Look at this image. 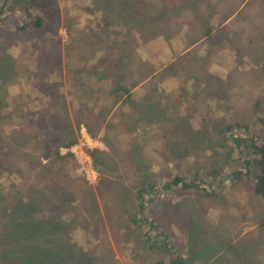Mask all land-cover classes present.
<instances>
[{
  "label": "rangeland",
  "instance_id": "374dc122",
  "mask_svg": "<svg viewBox=\"0 0 264 264\" xmlns=\"http://www.w3.org/2000/svg\"><path fill=\"white\" fill-rule=\"evenodd\" d=\"M259 122L264 0H0V264H264L234 177ZM177 175L202 184L148 206L151 252L138 193Z\"/></svg>",
  "mask_w": 264,
  "mask_h": 264
},
{
  "label": "trees",
  "instance_id": "16d2710c",
  "mask_svg": "<svg viewBox=\"0 0 264 264\" xmlns=\"http://www.w3.org/2000/svg\"><path fill=\"white\" fill-rule=\"evenodd\" d=\"M38 6V3L36 4ZM43 25V19L39 17L38 15L35 16V20H29L24 22L21 26L15 27V33L19 35H23L26 33H32L35 32L36 30L40 29ZM115 87L116 90H114L116 93L122 92L125 96L128 97V100H131L130 92L128 88L122 87L118 80L115 81ZM260 126L256 133H249L248 130L246 129V134L245 136H238L240 139H246L247 136H250L251 138L249 147L245 149V155H249L250 159L249 160H244L241 162L240 165V171L234 174V177L238 181H242L245 184L249 186V188L255 193V195L260 196L264 200V122H259ZM79 126V124H78ZM91 134V131H89ZM237 138V140H240ZM233 140V139H232ZM236 142V141H234ZM77 143V140L75 138L70 139L66 141L65 143H62L58 146L57 151L55 152L56 157L59 159H64V158H72V155L67 153L65 156H61L59 153V149H70L72 148L75 144ZM239 143V142H238ZM99 150H91L88 151V154L90 158L92 159V162L94 166H97L98 163H100V159L98 157ZM226 153V152H224ZM232 153V152H230ZM244 155V153L241 154V157ZM251 168H257V172L253 173L251 171ZM198 183V186L197 184ZM182 185V189L186 190L188 188H196L199 187L202 184V181L199 180L197 177L194 178L193 180H190V184L186 182L185 178L183 176L177 175L174 177L171 181L165 183L164 185L161 186V188H157L156 186H150L149 190L153 191L155 196V200L151 199L149 202H144L145 197L143 196V192L138 193V203H137V214H136V220H133L134 224H137V226L140 227H145L146 223L148 222V218L146 217V209L150 204H153L154 201H158L162 198H164L165 193L169 189H173L178 187V185ZM153 194V195H154ZM135 219V218H134ZM152 223V222H148ZM33 226V224H32ZM260 226L263 228L264 231V218L260 224ZM34 227V226H33ZM51 228V227H50ZM146 228V227H145ZM52 229V228H51ZM34 230L36 231L37 229L34 227ZM155 232L154 228L151 226L149 228H146L144 231V242L145 245L147 246L148 250L152 252L154 250L153 246L149 243L151 242L152 239L157 238L159 236H152V233ZM161 236V234H160ZM155 243V241H154ZM159 249L162 251H166L167 254L169 255L168 261H159L157 264H184V261L182 258H179L176 255V251L173 247V245H170L168 243H163V245L159 246Z\"/></svg>",
  "mask_w": 264,
  "mask_h": 264
}]
</instances>
